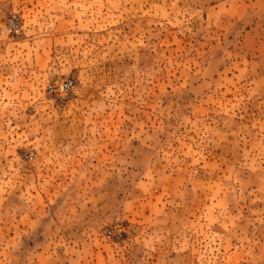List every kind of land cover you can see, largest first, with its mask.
Wrapping results in <instances>:
<instances>
[{
	"label": "rangeland",
	"instance_id": "rangeland-1",
	"mask_svg": "<svg viewBox=\"0 0 264 264\" xmlns=\"http://www.w3.org/2000/svg\"><path fill=\"white\" fill-rule=\"evenodd\" d=\"M0 264H264V0H0Z\"/></svg>",
	"mask_w": 264,
	"mask_h": 264
},
{
	"label": "built area",
	"instance_id": "built-area-1",
	"mask_svg": "<svg viewBox=\"0 0 264 264\" xmlns=\"http://www.w3.org/2000/svg\"><path fill=\"white\" fill-rule=\"evenodd\" d=\"M69 89V85L65 84L59 87L60 91H67Z\"/></svg>",
	"mask_w": 264,
	"mask_h": 264
}]
</instances>
